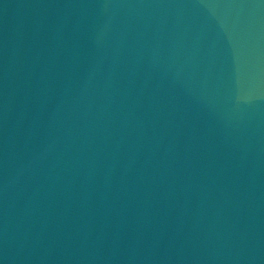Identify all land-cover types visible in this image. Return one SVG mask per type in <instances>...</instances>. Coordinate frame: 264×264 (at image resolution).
I'll return each instance as SVG.
<instances>
[{
    "label": "water",
    "instance_id": "1",
    "mask_svg": "<svg viewBox=\"0 0 264 264\" xmlns=\"http://www.w3.org/2000/svg\"><path fill=\"white\" fill-rule=\"evenodd\" d=\"M0 264H264V0H0Z\"/></svg>",
    "mask_w": 264,
    "mask_h": 264
}]
</instances>
